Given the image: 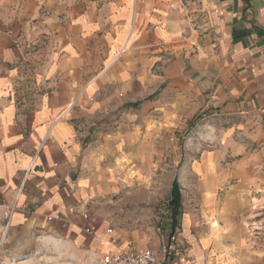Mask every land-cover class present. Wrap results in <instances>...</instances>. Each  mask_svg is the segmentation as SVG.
Here are the masks:
<instances>
[{
  "label": "crops",
  "instance_id": "crops-1",
  "mask_svg": "<svg viewBox=\"0 0 264 264\" xmlns=\"http://www.w3.org/2000/svg\"><path fill=\"white\" fill-rule=\"evenodd\" d=\"M45 7L44 27L54 45L38 51L39 61L26 62L22 47L11 46L24 36L18 24L0 32V216L14 206L8 230L18 246L47 242L72 261L97 264L103 253L129 247L114 218L118 202L107 200L109 167L98 156L126 151L144 131L137 125L103 133L95 121L114 118L113 96L132 105L148 97L156 80L178 98L193 97L264 136V0H185L184 7L182 0H109L99 8L58 1ZM95 130L99 138L87 141ZM186 216L182 235L190 252L171 232L163 243L169 264H236L228 256L213 261L206 249L237 244L191 234ZM91 225L93 234L85 231ZM142 244L134 241L132 248Z\"/></svg>",
  "mask_w": 264,
  "mask_h": 264
},
{
  "label": "rangeland",
  "instance_id": "rangeland-1",
  "mask_svg": "<svg viewBox=\"0 0 264 264\" xmlns=\"http://www.w3.org/2000/svg\"><path fill=\"white\" fill-rule=\"evenodd\" d=\"M28 1L0 0V32L10 22L18 24L24 36L11 46L22 47L26 62L33 64V60H40L38 51L54 45L44 27L49 14L46 4L80 2L99 8L109 0H31L29 7ZM193 99L178 98L166 82L150 80L146 99L130 105L113 96L110 107L114 118L95 121L93 126L103 133L123 132L137 125L144 131L142 141L134 137L126 151L112 150L98 156L101 166L109 167L107 200L118 202L117 226L128 235L129 248L134 241H142L140 247L155 244L158 248L176 231L175 237L189 253L190 241L182 235L187 215L191 217V234H208L237 244L218 252L206 249L209 259L220 262L228 256L236 264H264V136L240 125L244 123L240 118L212 111ZM124 112L137 117L130 118ZM90 134L87 141L99 138L98 130ZM241 168L244 175L238 173ZM204 176L207 180L201 182ZM174 180L180 192L175 216L170 203ZM6 224L3 213L0 264H86L72 261L47 242L39 247L27 242L18 246Z\"/></svg>",
  "mask_w": 264,
  "mask_h": 264
},
{
  "label": "built area",
  "instance_id": "built-area-1",
  "mask_svg": "<svg viewBox=\"0 0 264 264\" xmlns=\"http://www.w3.org/2000/svg\"><path fill=\"white\" fill-rule=\"evenodd\" d=\"M185 6V0H182V7ZM14 211V206L7 207L4 211V218L7 219L6 226L9 225V220ZM86 216V212H84ZM94 227L87 226L85 231L93 234ZM109 234H112V240H118L120 238L119 233L113 231L112 227L106 230ZM170 250L166 244L159 247L158 250H154L151 247H122L115 251L103 253L97 258V264H169ZM87 262V259H85Z\"/></svg>",
  "mask_w": 264,
  "mask_h": 264
},
{
  "label": "trees",
  "instance_id": "trees-1",
  "mask_svg": "<svg viewBox=\"0 0 264 264\" xmlns=\"http://www.w3.org/2000/svg\"><path fill=\"white\" fill-rule=\"evenodd\" d=\"M179 199H180L179 187L176 180H174L171 190V197H170V203L173 205L172 208L173 216H175L179 212L178 211L180 205Z\"/></svg>",
  "mask_w": 264,
  "mask_h": 264
}]
</instances>
